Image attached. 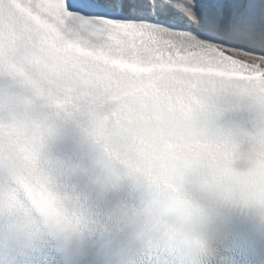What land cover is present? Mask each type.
Listing matches in <instances>:
<instances>
[{
    "label": "clouds",
    "instance_id": "obj_1",
    "mask_svg": "<svg viewBox=\"0 0 264 264\" xmlns=\"http://www.w3.org/2000/svg\"><path fill=\"white\" fill-rule=\"evenodd\" d=\"M0 40L35 72L98 63L7 15ZM124 83L69 116L0 74V264H222L224 222L264 227V71L189 60Z\"/></svg>",
    "mask_w": 264,
    "mask_h": 264
},
{
    "label": "snow or ice",
    "instance_id": "obj_2",
    "mask_svg": "<svg viewBox=\"0 0 264 264\" xmlns=\"http://www.w3.org/2000/svg\"><path fill=\"white\" fill-rule=\"evenodd\" d=\"M6 15L25 20L45 46L77 44L97 58L35 72L37 53L0 40V74L69 116L118 103L125 75L145 79L189 60L264 71V0H0V23Z\"/></svg>",
    "mask_w": 264,
    "mask_h": 264
},
{
    "label": "bare ground",
    "instance_id": "obj_3",
    "mask_svg": "<svg viewBox=\"0 0 264 264\" xmlns=\"http://www.w3.org/2000/svg\"><path fill=\"white\" fill-rule=\"evenodd\" d=\"M200 3H206L207 0H199ZM181 28H183L184 26L183 25H180ZM256 55H259L260 53L258 51L255 52ZM241 58H244V59H247L246 57H241Z\"/></svg>",
    "mask_w": 264,
    "mask_h": 264
}]
</instances>
